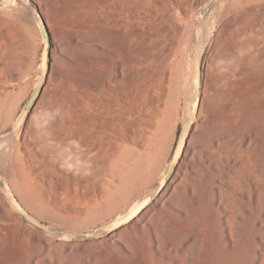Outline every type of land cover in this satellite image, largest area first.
<instances>
[{"label": "bare ground", "instance_id": "6f19581e", "mask_svg": "<svg viewBox=\"0 0 264 264\" xmlns=\"http://www.w3.org/2000/svg\"><path fill=\"white\" fill-rule=\"evenodd\" d=\"M13 1H19L23 9L26 7L22 0ZM26 1L34 8H41L50 24L57 11L52 0ZM94 1L96 10L102 13L100 22L106 26L101 37L108 42L102 39L86 44L96 48V83L78 77L72 81L95 91L96 114H88L82 105L78 109L83 115L77 123L70 121L62 125L56 120L51 123L49 133L33 130V138L23 135L21 141L12 132L0 136V168L5 173L11 171L18 191L21 183L36 187L54 178L68 182L64 172L71 166L75 169V183L83 188L91 186L92 200L109 205L131 199L149 176L156 136L167 123L182 89L180 81L172 76L161 48L162 40L181 30L174 3L179 0ZM205 3L210 5L214 0ZM75 7L68 4L64 9ZM79 7L86 8L87 4L84 2ZM35 14L36 11L33 15L40 19ZM80 41L75 38L72 44L86 43ZM61 46L52 40V57L62 51ZM66 58L73 64L70 56ZM93 60L86 61L93 66ZM8 70H11L9 64L0 60V78ZM43 85L44 82L35 103L42 96ZM260 91L255 89L252 93L255 97L247 99L239 110L233 104L211 102L205 130L188 138L171 175L167 178L173 164L152 198L130 213L120 235L127 238L149 228L152 251L147 252L146 240L141 242V249L123 242L120 247L124 257H112L108 263L98 262L95 257L86 258L87 264H239L242 255L246 256L244 264H264V239L260 234L252 231L247 248L243 241L250 228H264V97H256ZM198 101L197 96L193 107ZM200 104L207 107L204 99ZM72 106L77 108L73 102L68 109ZM50 142L62 143L68 148L69 156H60L48 145ZM204 187L199 211L174 207L185 219L174 221L191 231L174 234L176 237L163 242L153 218L178 193L194 197ZM8 192L13 195L9 188ZM0 224L8 227V230L0 228V264H45L46 256L53 258L51 264H64L63 254L74 252L76 244L64 240L59 229L48 236L23 225L1 194ZM106 229H98L96 240L92 241L113 242V237L105 239ZM5 234L9 236L4 237Z\"/></svg>", "mask_w": 264, "mask_h": 264}, {"label": "rangeland", "instance_id": "374dc122", "mask_svg": "<svg viewBox=\"0 0 264 264\" xmlns=\"http://www.w3.org/2000/svg\"><path fill=\"white\" fill-rule=\"evenodd\" d=\"M3 1L5 0H0V60L8 63L11 70L3 73L0 78V82L3 83L0 85V136L12 132L21 110L42 77L44 78L42 96L33 105L20 131L14 133L19 136L20 141L23 135H27L29 139L33 138V130L49 133L51 123L56 120L62 125L70 121L77 123L83 115L78 109L82 105L88 114L95 115L96 110L93 105L96 99L95 91L77 85L72 79L78 77L96 83V48L86 44L102 39L108 42V39L101 37V32L106 26L100 22L102 13L96 10V2L52 0L57 11L51 18V25L46 22L42 9H39L49 27L53 42L62 45L63 48L52 57L50 69L45 73L42 69L44 42L39 27L40 19L33 15L36 9L26 0H22L27 3H24L26 5L24 9L19 1L10 0L9 3L2 4ZM40 1L50 2V0ZM84 2L87 7H79ZM174 3L181 30L172 37L162 40L161 48L167 63L170 64L172 76L180 81L182 89L167 123L156 136L149 176L136 189L131 199L111 202L109 205L92 200L94 194L92 187L83 188L81 184L75 183L73 180L75 169L71 166L64 172L68 176V182L64 183L54 178L36 187L21 183L20 191L14 188L11 171L5 173L0 168L6 186L11 189V193L24 210L51 231L59 229L58 232L64 234V240L65 234L96 233L98 229L108 228L104 234L105 239L113 237V242L107 239L97 243L92 240L74 242L76 244L72 250L74 252L68 251L63 254L64 264L70 262L87 264L86 258L93 257L97 258L98 262L104 260L108 263L112 257H124L120 247L123 242H129L136 249H141V242L146 240L147 252L152 251L149 228L138 232V236L130 235L124 238L119 233L123 226L118 229H113V226L128 217L137 205L148 198L151 199L155 188L162 185L172 165L185 103L199 97L197 106L193 107V101L192 113L190 110V137L205 130L204 122L209 120L207 110L208 107H212L213 101L219 102L220 105L233 104L239 110L247 99L255 97L252 95L255 89L261 90L257 98L264 97V0H214L210 5H206L205 0H179V3ZM68 4L77 8L64 9ZM75 38L86 43L75 46L72 44ZM198 49L203 51L202 80L199 88L195 81L194 67ZM66 56L73 59V64L68 62ZM87 58L94 59L95 64L88 65ZM202 99L205 100L207 107L200 104ZM73 102L76 103L77 108L72 106L68 109ZM67 109L69 111H66ZM48 145L52 149L55 148L60 156H69L68 148L62 143L50 142ZM205 190L206 187L197 190L196 197L184 192L178 193L171 199L172 201L168 200L162 212L153 218L152 222L158 227L163 242L176 237L179 233L191 231V228L180 227L174 221L185 220L174 207L199 211ZM0 194L2 195L1 189ZM8 206L10 207L9 204ZM10 209L23 225L31 227L11 207ZM209 218L206 217L207 220ZM0 228L4 229L6 226L0 224ZM6 229L8 230V227ZM34 230L50 236L37 229ZM252 231L258 232L264 239V228L252 227L243 236V241L246 242L245 248L250 243ZM7 236L9 235H4ZM80 247L84 250H80ZM46 257L48 258L44 260L45 264H51L50 260L53 258ZM245 260L246 256L242 255L239 264H244Z\"/></svg>", "mask_w": 264, "mask_h": 264}, {"label": "water", "instance_id": "95a60500", "mask_svg": "<svg viewBox=\"0 0 264 264\" xmlns=\"http://www.w3.org/2000/svg\"><path fill=\"white\" fill-rule=\"evenodd\" d=\"M9 2H10V0H5L2 2V4H6ZM35 9L37 12V14H35V15L41 19L40 30H41L42 39L44 42V60H43L42 69H43V71H48L50 69V64H51V60H52V36H51V33H50L48 26L45 23L43 16L40 13V10L37 7H35ZM202 62H203V51H202V49H198L196 51L195 62H194L195 81H196L197 88L200 87L201 80H202ZM42 82H44V81H42V79H40L35 90L33 91L32 95L27 100L23 109L21 110L16 122L14 123V125L12 127L13 133L19 132L20 129L22 128V126L25 124L26 120L28 119L30 112H31V109H32L33 105L35 104V100H36L38 94L40 93V84ZM193 101L194 100H188L183 107L182 125L180 127L179 137H178V141L176 144L175 153L173 156V161H172L173 165H172L170 172L167 175V178H168V176L171 175L173 168L176 166V164L178 162L179 153L181 152L182 147L188 141V138H189V135L191 132V125H190L188 117L190 114V110H191ZM166 180L167 179H165V181ZM0 189H1L2 195L4 196V199L6 200V202L10 205V207L14 210V212L17 215H19L27 224H29L33 228H35V229H37V230H39L45 234H51L52 233V231L47 226H45L43 223L35 220L29 213H27L24 210V208L22 207V205L20 204V202L13 195H11L8 192V187L6 186L1 174H0ZM129 219H130V217L119 222L113 229H118V228L124 226L126 223H128ZM95 238H96V233H88V234H81V235L65 234V239L68 241H73V242L88 241V240H92Z\"/></svg>", "mask_w": 264, "mask_h": 264}, {"label": "trees", "instance_id": "16d2710c", "mask_svg": "<svg viewBox=\"0 0 264 264\" xmlns=\"http://www.w3.org/2000/svg\"><path fill=\"white\" fill-rule=\"evenodd\" d=\"M179 133V132H178Z\"/></svg>", "mask_w": 264, "mask_h": 264}]
</instances>
